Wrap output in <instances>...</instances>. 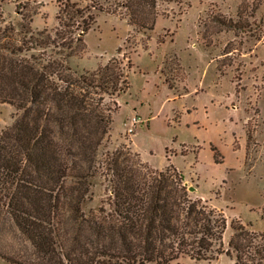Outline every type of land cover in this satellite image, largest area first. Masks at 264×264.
<instances>
[{"label": "trees", "instance_id": "obj_1", "mask_svg": "<svg viewBox=\"0 0 264 264\" xmlns=\"http://www.w3.org/2000/svg\"><path fill=\"white\" fill-rule=\"evenodd\" d=\"M158 0H58L57 25L34 29L30 2L17 5V24L0 25V102L14 121L0 131V258L12 264H169L181 255L233 264H264V232L227 221L167 165L149 167L138 152H102L115 96L129 87L130 59L112 56L79 71L71 56L85 51L95 11L152 29ZM120 49H118V53ZM108 97V100L106 99ZM171 170V171H170ZM107 198L84 208L93 179Z\"/></svg>", "mask_w": 264, "mask_h": 264}, {"label": "rangeland", "instance_id": "obj_2", "mask_svg": "<svg viewBox=\"0 0 264 264\" xmlns=\"http://www.w3.org/2000/svg\"><path fill=\"white\" fill-rule=\"evenodd\" d=\"M26 2L37 8L32 28L57 25L58 0H0V25L20 22L17 5ZM157 10L145 30L95 11L85 51L69 64L83 71L129 57V87L115 96L101 150L127 146L152 169L171 165L192 199L225 216V250L232 222L264 232V0H158ZM15 112L0 102V131ZM93 182L85 209L107 198L104 177ZM233 263L223 251L212 259L181 255L169 264ZM0 264L12 263L0 258Z\"/></svg>", "mask_w": 264, "mask_h": 264}, {"label": "built area", "instance_id": "obj_3", "mask_svg": "<svg viewBox=\"0 0 264 264\" xmlns=\"http://www.w3.org/2000/svg\"><path fill=\"white\" fill-rule=\"evenodd\" d=\"M135 121H137V119H136L135 117H133V118L131 119V123L133 124Z\"/></svg>", "mask_w": 264, "mask_h": 264}, {"label": "water", "instance_id": "obj_4", "mask_svg": "<svg viewBox=\"0 0 264 264\" xmlns=\"http://www.w3.org/2000/svg\"><path fill=\"white\" fill-rule=\"evenodd\" d=\"M190 189H192V190H193L194 188H193V187H190Z\"/></svg>", "mask_w": 264, "mask_h": 264}]
</instances>
